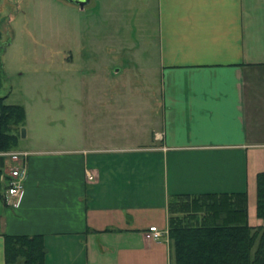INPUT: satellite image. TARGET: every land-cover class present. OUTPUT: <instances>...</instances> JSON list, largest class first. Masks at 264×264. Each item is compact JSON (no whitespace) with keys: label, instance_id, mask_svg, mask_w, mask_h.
I'll return each mask as SVG.
<instances>
[{"label":"crops","instance_id":"0c3cea01","mask_svg":"<svg viewBox=\"0 0 264 264\" xmlns=\"http://www.w3.org/2000/svg\"><path fill=\"white\" fill-rule=\"evenodd\" d=\"M155 1L158 118L126 147L27 152L17 206L0 201V264L4 235L42 236L45 264H172L181 196L245 192L264 227V0ZM151 226L166 235L147 239Z\"/></svg>","mask_w":264,"mask_h":264},{"label":"rangeland","instance_id":"374dc122","mask_svg":"<svg viewBox=\"0 0 264 264\" xmlns=\"http://www.w3.org/2000/svg\"><path fill=\"white\" fill-rule=\"evenodd\" d=\"M155 2L0 0V98L25 115L1 176L19 152L126 147L129 130L143 139L161 104Z\"/></svg>","mask_w":264,"mask_h":264},{"label":"trees","instance_id":"16d2710c","mask_svg":"<svg viewBox=\"0 0 264 264\" xmlns=\"http://www.w3.org/2000/svg\"><path fill=\"white\" fill-rule=\"evenodd\" d=\"M4 100L0 153L17 146L14 127L22 128L25 117L23 107ZM3 166L0 157V176ZM224 196H181L171 202L181 214L170 218L172 264H264V227L248 225L246 193ZM256 217L264 219V172L256 175ZM4 259L5 264H45L43 237L4 235Z\"/></svg>","mask_w":264,"mask_h":264},{"label":"built area","instance_id":"2783aa9c","mask_svg":"<svg viewBox=\"0 0 264 264\" xmlns=\"http://www.w3.org/2000/svg\"><path fill=\"white\" fill-rule=\"evenodd\" d=\"M3 153H0V156ZM2 157V156H1ZM28 157L27 152H19L12 156L13 162L16 165L9 167L8 172H5L1 179L5 182L4 201L6 205L15 207L21 198L23 192V184L27 176L26 160ZM18 161L20 163H18ZM17 164H19L17 166ZM166 235V231L159 230L157 227L151 226L146 234L147 239L161 240Z\"/></svg>","mask_w":264,"mask_h":264},{"label":"water","instance_id":"95a60500","mask_svg":"<svg viewBox=\"0 0 264 264\" xmlns=\"http://www.w3.org/2000/svg\"><path fill=\"white\" fill-rule=\"evenodd\" d=\"M68 3L78 6L81 10L89 3L90 0H65ZM22 136H24V131L22 130Z\"/></svg>","mask_w":264,"mask_h":264}]
</instances>
